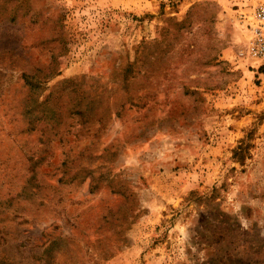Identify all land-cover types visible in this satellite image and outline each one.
<instances>
[{
  "label": "rangeland",
  "instance_id": "rangeland-1",
  "mask_svg": "<svg viewBox=\"0 0 264 264\" xmlns=\"http://www.w3.org/2000/svg\"><path fill=\"white\" fill-rule=\"evenodd\" d=\"M264 0H0V264H264Z\"/></svg>",
  "mask_w": 264,
  "mask_h": 264
},
{
  "label": "built area",
  "instance_id": "built-area-1",
  "mask_svg": "<svg viewBox=\"0 0 264 264\" xmlns=\"http://www.w3.org/2000/svg\"><path fill=\"white\" fill-rule=\"evenodd\" d=\"M238 20L247 34L244 46L237 53L239 59L264 64V4L251 12L240 13Z\"/></svg>",
  "mask_w": 264,
  "mask_h": 264
}]
</instances>
